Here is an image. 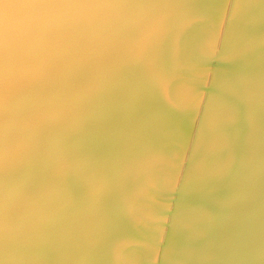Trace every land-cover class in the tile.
I'll return each mask as SVG.
<instances>
[{
    "label": "clouds",
    "instance_id": "9594fccd",
    "mask_svg": "<svg viewBox=\"0 0 264 264\" xmlns=\"http://www.w3.org/2000/svg\"><path fill=\"white\" fill-rule=\"evenodd\" d=\"M217 65L264 71V0H0V264L167 260L181 191L264 152Z\"/></svg>",
    "mask_w": 264,
    "mask_h": 264
},
{
    "label": "bare ground",
    "instance_id": "6f19581e",
    "mask_svg": "<svg viewBox=\"0 0 264 264\" xmlns=\"http://www.w3.org/2000/svg\"><path fill=\"white\" fill-rule=\"evenodd\" d=\"M217 67L227 73L224 84L226 93L235 97L242 109L248 104L254 107L264 106V71L253 69L237 80L235 73L240 69L231 65ZM156 119L150 113L142 116L146 130L163 137L167 134L168 128L163 118H159L158 124L154 123ZM178 201L180 206L177 208L180 209L177 210V214L182 211L202 212L206 214V218L196 229H186L181 224L173 222L165 246L168 252L172 250V253L176 252H174L176 257L196 260L197 257L204 256L212 250H215L216 255H223L229 251L230 264H250L249 262L257 259V255L250 257L259 250L254 252V249L257 247L262 249L264 244L263 242L262 245L256 244L261 243V239L264 241V152L257 154L246 166H238L229 174L213 181L202 182L193 179L188 187L181 191ZM137 232L136 230L135 233ZM142 233L143 231L140 232L139 229L134 239V251L131 252L135 258L140 254L135 252L137 244L150 239L151 234L143 235L145 231ZM128 234L130 233L127 232ZM261 252L263 254L264 251ZM211 258L210 256L209 259ZM263 260L262 257L259 261L256 260V263L264 264ZM136 262L133 264H139V259Z\"/></svg>",
    "mask_w": 264,
    "mask_h": 264
},
{
    "label": "rangeland",
    "instance_id": "374dc122",
    "mask_svg": "<svg viewBox=\"0 0 264 264\" xmlns=\"http://www.w3.org/2000/svg\"><path fill=\"white\" fill-rule=\"evenodd\" d=\"M179 201H181V200H179ZM179 201H177V203H178ZM178 205H179V203L177 204V206H178ZM179 206H180V205H179ZM179 209H180V208H177V210H179ZM178 212H179V211H178ZM174 223H176V222L174 221ZM174 223H173V224H174ZM178 225H179V224H178ZM176 226H177V224H176ZM130 227H131V226H129V227L127 228V230H129V231H127V232L130 233V234H128V237H129V239L131 238L130 240L134 242L135 237L138 235L137 233H139V229H136V228L132 229L133 227H131V228H130ZM174 227H175V226H174ZM172 228H173V227H172ZM172 228H171V230H173ZM130 229H131V230H130ZM134 230H135V231H134ZM136 230L138 231L137 233H135ZM130 231H131V232H130ZM141 231H143V233H144V231L146 232V233H144V234L142 233L143 235H148V234H150V233H148V232H147L146 230H144V229H140V232H141ZM169 232L171 233V231H169ZM132 233H135V234L133 235ZM131 234H132V235H131ZM263 239H264V238H263ZM260 242H261V243H256V244H261V245H262V242L264 243V241H263L262 239H261ZM256 244H255V245H256ZM133 245H134V243H133ZM257 246H258V245H257ZM257 246H255V247H257ZM263 246H264V244H263ZM263 246H262V249H260V248H258V247L254 249V252H256L258 249L260 250V251L258 250V252H256V254L253 253V252H252L253 254L251 253L252 255H251L250 257H252L253 255H254L253 257H256L255 255H257V257H256L257 259L254 260L253 258H251V259H253L254 261H251V259H250V261L253 262V263L249 262L250 264H254V262H255V264H259V262L256 263V260L259 261L260 259H262V257H263V259H264V252H263V254H262V252H261V250L264 251V247H263ZM134 247H135V246H134ZM136 247H137V246H136ZM132 250L134 251L133 246L131 247V249H130V251H129V254L131 253L129 256L133 255V254H132L133 252H131ZM137 250H139V251H137ZM135 252H139V253H140V252H141V249H140L139 247H137V249L135 248ZM174 252H175V251H174ZM174 252H173V253H174ZM211 252H212V253H211ZM169 253H172V250H171V252H169ZM173 253H172V254H173ZM175 253H176V252H175ZM175 253L173 254L174 256H172V254H170V255H169L170 258H168L167 260L162 261V264H176V263H177V264H190V263H191V264H193V263H194V264H198V262H200V263H202V264H230V258H229V256H230V253H231V252H229V251L226 252V253H224L223 255H216V254H215V250H212V251H210L209 253H207V254L204 255V256L197 257V259L195 258L196 260H193L194 258H191V259L189 258V260H188V259H184L185 257H184V258H180L179 256L176 257ZM260 253H261V254H260ZM136 254H137V253H136ZM177 254H178V253H177ZM208 254L212 257L211 259H209L210 256H209ZM258 255H259L260 257H259ZM262 255H263V256H262ZM137 256L139 257V254L136 255V258L134 257V255L130 257V258H132V259L134 258L133 260L131 259L132 264H133V262H136V260L138 259ZM261 256H262V257H261ZM201 257H202V258H201ZM204 257H205V258H204ZM219 257H220V258H219ZM179 258H180V259H179ZM201 259H203V260L201 261ZM208 259H209V260H208ZM134 260H135V261H134ZM186 260L189 261V262L187 263ZM190 260H191V261H190ZM197 260H199V261H198V262H195V261H197ZM204 260H205V262H204ZM207 261H208V262H207ZM210 261H211V262H210ZM263 261H264V260H263ZM192 262H193V263H192ZM203 262H204V263H203ZM261 262H262V261H261ZM261 262H260V263H261ZM136 263H137V262H136ZM136 263H135V264H136ZM138 263L141 264V262H138ZM261 264H262V263H261Z\"/></svg>",
    "mask_w": 264,
    "mask_h": 264
}]
</instances>
